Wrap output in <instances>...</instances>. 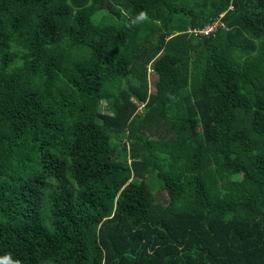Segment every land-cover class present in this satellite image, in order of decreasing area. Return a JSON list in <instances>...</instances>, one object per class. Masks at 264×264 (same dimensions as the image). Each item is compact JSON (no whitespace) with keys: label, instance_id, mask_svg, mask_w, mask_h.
Wrapping results in <instances>:
<instances>
[{"label":"trees","instance_id":"trees-1","mask_svg":"<svg viewBox=\"0 0 264 264\" xmlns=\"http://www.w3.org/2000/svg\"><path fill=\"white\" fill-rule=\"evenodd\" d=\"M6 257L264 264V0H0Z\"/></svg>","mask_w":264,"mask_h":264},{"label":"built area","instance_id":"built-area-1","mask_svg":"<svg viewBox=\"0 0 264 264\" xmlns=\"http://www.w3.org/2000/svg\"><path fill=\"white\" fill-rule=\"evenodd\" d=\"M216 28V23H210L208 25H206L205 27L201 28V29H193L192 31H194L196 34L201 33V34H209L210 32L214 31Z\"/></svg>","mask_w":264,"mask_h":264},{"label":"clouds","instance_id":"clouds-1","mask_svg":"<svg viewBox=\"0 0 264 264\" xmlns=\"http://www.w3.org/2000/svg\"><path fill=\"white\" fill-rule=\"evenodd\" d=\"M145 19H147V13L146 12H141L140 14H139V16L137 17V20H139V21H143V20H145ZM195 29H197V28H195ZM201 29V28H200ZM192 28H190L189 30H188V32L189 31H191L192 32ZM6 259V261H7V264H19V261H11V259H10V257H6L5 258Z\"/></svg>","mask_w":264,"mask_h":264},{"label":"rangeland","instance_id":"rangeland-1","mask_svg":"<svg viewBox=\"0 0 264 264\" xmlns=\"http://www.w3.org/2000/svg\"><path fill=\"white\" fill-rule=\"evenodd\" d=\"M216 24H217V22H216ZM153 74H154V73L152 72V70L149 69V79H150V80H153V79L156 77V74H154V75H153ZM150 84H151V83H150ZM149 90H150V91H154V90H155V87H154L153 85H150ZM158 197L167 199V196L165 195L164 191H160V192L158 193Z\"/></svg>","mask_w":264,"mask_h":264},{"label":"water","instance_id":"water-1","mask_svg":"<svg viewBox=\"0 0 264 264\" xmlns=\"http://www.w3.org/2000/svg\"><path fill=\"white\" fill-rule=\"evenodd\" d=\"M104 7H105V8H108V6H107V1H105V3H104Z\"/></svg>","mask_w":264,"mask_h":264}]
</instances>
